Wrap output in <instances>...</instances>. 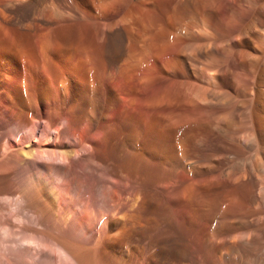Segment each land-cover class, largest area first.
<instances>
[{"label":"bare ground","instance_id":"6f19581e","mask_svg":"<svg viewBox=\"0 0 264 264\" xmlns=\"http://www.w3.org/2000/svg\"><path fill=\"white\" fill-rule=\"evenodd\" d=\"M0 264H264V0H0Z\"/></svg>","mask_w":264,"mask_h":264}]
</instances>
